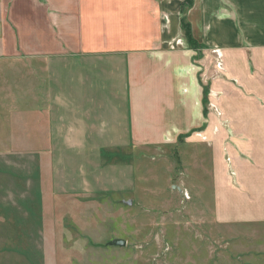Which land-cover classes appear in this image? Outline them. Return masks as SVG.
<instances>
[{
  "label": "crops",
  "instance_id": "1",
  "mask_svg": "<svg viewBox=\"0 0 264 264\" xmlns=\"http://www.w3.org/2000/svg\"><path fill=\"white\" fill-rule=\"evenodd\" d=\"M183 2L0 0V70L32 64L34 84L43 85L33 93L44 101L39 112L63 147L191 145L201 130L214 146L217 219L264 222V48L248 33L262 22L264 0H193L182 10ZM239 16H249L245 26ZM183 17L201 43L196 48ZM216 47L224 67L211 100L229 119L224 126L213 111L204 113ZM107 133L118 142L103 144ZM223 153L232 160L231 178Z\"/></svg>",
  "mask_w": 264,
  "mask_h": 264
},
{
  "label": "rangeland",
  "instance_id": "2",
  "mask_svg": "<svg viewBox=\"0 0 264 264\" xmlns=\"http://www.w3.org/2000/svg\"><path fill=\"white\" fill-rule=\"evenodd\" d=\"M257 16L262 22L248 33L261 50ZM239 18L245 26L249 16ZM217 49L206 68L204 113L224 126L229 119L211 100L223 76ZM33 70L31 63L0 70V264H264V222L217 219L214 146L201 130L191 145L174 147L60 146V132L39 112L44 101L33 93L43 85ZM223 158L231 178L230 155ZM115 239L126 244H110Z\"/></svg>",
  "mask_w": 264,
  "mask_h": 264
},
{
  "label": "trees",
  "instance_id": "3",
  "mask_svg": "<svg viewBox=\"0 0 264 264\" xmlns=\"http://www.w3.org/2000/svg\"><path fill=\"white\" fill-rule=\"evenodd\" d=\"M192 4H193V0H184V2L182 3V10H184L185 7L191 6ZM181 22H182V28L185 29V35H186L189 43L193 46L198 47L200 43H196V39L193 35L189 21L186 19V17H183Z\"/></svg>",
  "mask_w": 264,
  "mask_h": 264
},
{
  "label": "water",
  "instance_id": "4",
  "mask_svg": "<svg viewBox=\"0 0 264 264\" xmlns=\"http://www.w3.org/2000/svg\"><path fill=\"white\" fill-rule=\"evenodd\" d=\"M112 245H118V246H123L126 244V241L125 240H122V239H115L113 241H111Z\"/></svg>",
  "mask_w": 264,
  "mask_h": 264
},
{
  "label": "built area",
  "instance_id": "5",
  "mask_svg": "<svg viewBox=\"0 0 264 264\" xmlns=\"http://www.w3.org/2000/svg\"><path fill=\"white\" fill-rule=\"evenodd\" d=\"M220 67H222V66L220 65Z\"/></svg>",
  "mask_w": 264,
  "mask_h": 264
}]
</instances>
